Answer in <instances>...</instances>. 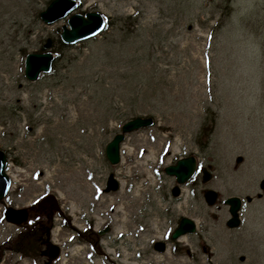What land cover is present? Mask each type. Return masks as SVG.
Here are the masks:
<instances>
[{
	"label": "rangeland",
	"instance_id": "rangeland-1",
	"mask_svg": "<svg viewBox=\"0 0 264 264\" xmlns=\"http://www.w3.org/2000/svg\"><path fill=\"white\" fill-rule=\"evenodd\" d=\"M49 1L0 0V150L16 177L0 206V264H36L11 245L26 227L4 218L27 206L30 219L51 207L71 216L54 222L64 255L53 264H264V0H77L80 14L139 11V28L65 49L57 71L30 84L27 55L67 24L37 17ZM224 8L227 21L210 36ZM208 109L216 128L202 150L194 138ZM133 116L155 125L127 135L123 163L112 166L105 148ZM190 156L212 177L204 184L201 174L197 194L189 183L176 200L164 169ZM111 174L122 187L106 193ZM206 190L218 192L215 206ZM247 196L241 227L229 228L225 201ZM183 217L198 230L177 253L170 237ZM159 240L167 253L154 250Z\"/></svg>",
	"mask_w": 264,
	"mask_h": 264
},
{
	"label": "water",
	"instance_id": "water-1",
	"mask_svg": "<svg viewBox=\"0 0 264 264\" xmlns=\"http://www.w3.org/2000/svg\"><path fill=\"white\" fill-rule=\"evenodd\" d=\"M77 0H53L49 6L41 12L40 18L46 25H54L57 22L68 19L67 24L57 30L60 39L66 45H76L78 43L90 40L102 34L106 22L103 14L100 12H89L85 15L77 13L79 9ZM53 40L49 38L44 45V53H30L25 59L24 76L30 83L39 81L41 75L49 74L52 71V65L55 60V55L51 52ZM153 118H136L124 124L121 132L109 142L105 148L106 159L112 166H117L121 162V148L125 141L126 135L134 131L144 128H149L154 125ZM242 157L238 158V163L242 162ZM8 156L0 150V203H4L8 194L11 192L12 180L7 173ZM199 162L195 156L179 159L176 164L167 166L164 173L169 177L176 179V186L172 190V195L178 198L181 194V186L186 185L193 179L198 171ZM204 183L211 180V174L207 169H204ZM261 191H264V180L260 184ZM119 190V182L114 174L108 178L106 193H114ZM263 194H258V198H262ZM219 194L214 190H207L204 193V199L207 205L215 206L218 202ZM253 197L247 196L245 200L241 197H230L225 201V205L229 207L230 219L227 226L232 229H238L242 225L241 210L244 202H253ZM5 220L13 225L22 227L29 221V209L7 208L5 211ZM108 230H106L107 232ZM197 231L196 223L189 219L183 218L180 227L172 235L173 240L186 234H193ZM106 232H102L104 235ZM49 243L43 251L42 256L47 258L45 264H52L60 256V248L50 242V234L48 236ZM155 251L165 253L166 244L157 242ZM245 258H241L244 261Z\"/></svg>",
	"mask_w": 264,
	"mask_h": 264
},
{
	"label": "trees",
	"instance_id": "trees-1",
	"mask_svg": "<svg viewBox=\"0 0 264 264\" xmlns=\"http://www.w3.org/2000/svg\"><path fill=\"white\" fill-rule=\"evenodd\" d=\"M52 1L53 0L47 2V7ZM82 5L83 4H80V8L82 7ZM221 11L223 12L222 18H221L222 20L221 22H218L215 26H213V28H211L210 36L212 35L213 37H215L217 32L220 30V28L224 27V22L227 21V16L229 15L230 10H228L227 8H224V10H221ZM40 13L37 14V17L40 16ZM86 13L87 12H82L81 14H86ZM139 15L140 13L139 11H137L134 16H121V17H116V18L106 17V26H105L102 36L106 38L107 34L111 30H120L121 32H124V33L131 32L132 30L134 31L136 27L139 28L138 27V25L140 24ZM127 24L130 25L129 26L130 28L125 26ZM116 38L117 36H111V39H116ZM95 39H92V40H95ZM128 39H132V38H128ZM92 40H89V41H92ZM124 41H127V40L124 39ZM53 42H54L53 53L57 55H56L55 61L53 62L52 72L50 74H53L54 72L57 71V68H58L57 62L59 58L63 56V51L65 49L73 47V46L64 44L57 34L56 36H53ZM41 52H44L43 46L39 48V50L37 51V53H41ZM137 117L138 116H133L132 119H135ZM201 128H202L200 129L201 131L199 130L198 135L195 136L194 142L198 148L205 150L206 148L210 146V143H211L210 140L216 128V115L213 110L208 109L206 120L202 124ZM162 130H166V128H162ZM202 135L205 137H203ZM199 137L201 138L202 143L200 142ZM5 153L7 154L8 157H10V154H8V152H5ZM192 184H194L193 193L197 194V186H198L197 178H195L190 183V185ZM51 209H53V213L57 210L55 207H51ZM51 209L47 208L46 210L48 212L44 210L43 212L39 213V215L38 214L34 215L28 224V228L21 229L22 232L19 235H17V238L16 237L11 238L12 240L11 245L14 248L15 252L20 253L24 257H27L29 259H33L36 262V264H39L38 262H40V260L42 261L45 260V258L42 256V252L47 242V235L52 228L53 214L51 213ZM87 233H90V232H87ZM179 250L183 251V249H181L180 246H177L176 248H174V251H176L177 253H179ZM2 255L3 254H0V261H1Z\"/></svg>",
	"mask_w": 264,
	"mask_h": 264
},
{
	"label": "flooded vegetation",
	"instance_id": "flooded-vegetation-1",
	"mask_svg": "<svg viewBox=\"0 0 264 264\" xmlns=\"http://www.w3.org/2000/svg\"><path fill=\"white\" fill-rule=\"evenodd\" d=\"M204 169L205 168H202L201 167V165H199V167H198V171H197V173H196V175L194 176V178L189 182V183H191L195 178H197V181H198V177L201 175V173H202V182L204 183V181H203V177H204ZM203 171V172H202ZM204 184H206V183H204ZM198 186H199V182H198ZM173 189V188H172ZM172 189H171V194H172ZM207 191V190H206ZM181 192H182V189H181ZM172 197H173V195H172ZM173 198H175V197H173ZM180 198V197H179ZM179 198H175L176 200H178ZM183 219V218H182ZM182 219L181 220H179L178 221V227L175 229V231L180 227V225H181V221H182ZM109 229V228H108ZM175 231L173 232V234L175 233ZM172 234V235H173ZM172 235H171V237H170V240L172 239ZM161 243H164V244H166V248H167V246H168V241L166 240V241H164V240H159ZM159 241H156V242H154L153 243V248H155V244L157 243V242H159ZM172 241H177V243L175 244V248L178 246V242H180V241H178V240H173L172 239Z\"/></svg>",
	"mask_w": 264,
	"mask_h": 264
},
{
	"label": "bare ground",
	"instance_id": "bare-ground-1",
	"mask_svg": "<svg viewBox=\"0 0 264 264\" xmlns=\"http://www.w3.org/2000/svg\"><path fill=\"white\" fill-rule=\"evenodd\" d=\"M55 59H56V58H55ZM201 129H202V128H201ZM200 131H201V130H200ZM205 132H206V130H205ZM197 135H198V134H197ZM200 136H201V135H200ZM202 136H203V135H202ZM203 137H205V136H203ZM199 138H200V137H199ZM204 141H205V140H204ZM200 142H201V138H200ZM201 143H202V142H201ZM177 149H178V148H177ZM202 172H203V171H202ZM7 173H8V172H7ZM8 174H9V173H8ZM201 174H202V173H201ZM14 176H15V175H14ZM15 178H16V177H15ZM13 190H14V189L11 188V192H13ZM11 192H10V193H11ZM10 193H9V194H10ZM9 194H8V195H9ZM47 203H48V202H47ZM0 206H1V203H0ZM50 206H51V205H50ZM50 209H51V208H50ZM56 209H58V208H56ZM62 210H63V209H62ZM41 212H42V211H41ZM46 212H48V211L46 210ZM55 212H56V211H55ZM55 212H54V213H55ZM49 213H50V212H49ZM0 214H1V211H0ZM34 214H35V213H34ZM43 214H44V213H43ZM55 214H56V213H55ZM36 215H37V214H36ZM38 215H39V213H38ZM49 215H50V214H49ZM29 216H31V210H29ZM70 219H71V218H70ZM70 219H69V220H70ZM30 220H31V219H30V217H29V221H28L25 225H23L22 227H26V228H27V227H28V224H29V222H30ZM55 220H57V217H56V216H53V217H52V228H53V226H54V222H55ZM102 223H103V222H100V226H101ZM10 225H13V224H10ZM68 225H69V224H68ZM14 226H16V225H14ZM75 226H76V225H74V229H78V228H76ZM17 227H18V226H17ZM22 227H20V228H22ZM77 227H78V226H77ZM52 228H51V230H53ZM109 229H110V228H109ZM109 229H107V230L109 231ZM88 230H89V229H88ZM106 233H108V232H106ZM59 248H60V247H59ZM61 252H62V248H61L60 253H61ZM63 252H64V251H63ZM63 261H65V257L63 258ZM65 264H66V263H65Z\"/></svg>",
	"mask_w": 264,
	"mask_h": 264
}]
</instances>
